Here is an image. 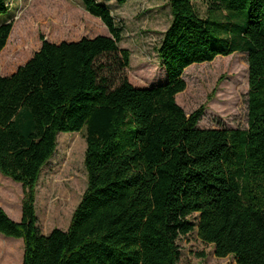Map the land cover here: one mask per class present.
Wrapping results in <instances>:
<instances>
[{"label":"trees","instance_id":"16d2710c","mask_svg":"<svg viewBox=\"0 0 264 264\" xmlns=\"http://www.w3.org/2000/svg\"><path fill=\"white\" fill-rule=\"evenodd\" d=\"M80 1L108 36L41 37L24 65L0 75V174L23 193L19 222L0 207V235L22 241L21 264H177V240L197 214V236L217 258L264 264V0H207V18L193 0H168L157 49L166 81L150 88L127 80L130 52L118 47L122 29L109 9ZM8 10L0 0V15ZM12 29V20L0 25V56ZM236 53L247 55V128L200 129L204 107L187 116L176 103L184 71ZM82 131L86 190L68 229L42 235L40 171L60 133Z\"/></svg>","mask_w":264,"mask_h":264},{"label":"rangeland","instance_id":"374dc122","mask_svg":"<svg viewBox=\"0 0 264 264\" xmlns=\"http://www.w3.org/2000/svg\"><path fill=\"white\" fill-rule=\"evenodd\" d=\"M111 12L122 29L120 49L130 52L125 76L135 88L162 85L166 74L157 56L163 35L171 22L168 0H95ZM8 13L0 15V25L13 21V29L0 56V67L12 58L15 72L40 49L42 37L53 44L77 42L83 38L108 36L104 25L90 16L80 0H7ZM201 18L209 15L207 0H193ZM101 63H107L105 58ZM0 75L3 76V73ZM185 90L176 103L188 116L200 107L204 113L200 129L245 130L247 128L248 67L246 54L217 57L210 63L193 65L183 74ZM85 132L60 133L52 158L41 169L35 187L37 226L42 235L54 229L66 231L87 187L84 167ZM21 185L0 174V207L14 221L21 216ZM193 232L177 240V264H236L233 257L217 258L212 245L197 236L198 215L189 219ZM21 240L0 235V264H21Z\"/></svg>","mask_w":264,"mask_h":264},{"label":"crops","instance_id":"0c3cea01","mask_svg":"<svg viewBox=\"0 0 264 264\" xmlns=\"http://www.w3.org/2000/svg\"><path fill=\"white\" fill-rule=\"evenodd\" d=\"M0 71H1V68H0ZM8 70H7V68L6 67H4V69H3V77H8V76H10V75H12L14 72H7ZM2 74V73H1ZM20 219H21V216H20ZM20 219H19V221H20ZM18 221V222H19ZM22 242V241H21Z\"/></svg>","mask_w":264,"mask_h":264}]
</instances>
